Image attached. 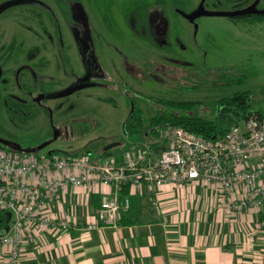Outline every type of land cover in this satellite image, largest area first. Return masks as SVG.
<instances>
[{"label":"rangeland","instance_id":"374dc122","mask_svg":"<svg viewBox=\"0 0 264 264\" xmlns=\"http://www.w3.org/2000/svg\"><path fill=\"white\" fill-rule=\"evenodd\" d=\"M256 2L264 10V0L56 1L78 16L57 19L42 6L40 33L36 21L16 16L21 7L9 9L0 16V143L12 142L10 149L28 157L71 152L98 159L107 150L119 156L132 144L160 139L165 126L148 134V119L166 110V101L196 102L195 115L216 120L217 101L244 92L248 111L264 116V17L201 16L193 23L181 14L201 6L234 13ZM80 3L89 4L95 25ZM38 41L54 59L35 80L22 67ZM91 49L101 61L95 85L60 96ZM128 82L138 85L146 120L136 134L124 129Z\"/></svg>","mask_w":264,"mask_h":264},{"label":"built area","instance_id":"2783aa9c","mask_svg":"<svg viewBox=\"0 0 264 264\" xmlns=\"http://www.w3.org/2000/svg\"><path fill=\"white\" fill-rule=\"evenodd\" d=\"M159 132L158 141L132 144L122 159L66 153L28 157L0 147V213L15 215L12 225L0 231V247L9 249L8 264H21L26 245L36 242L35 229L69 227L68 221L57 220L48 210L71 186L110 188L102 193L96 217L103 226L111 227H118L131 207L130 197L121 193L127 183L161 189L198 181L218 189L233 212L264 210L262 114L252 113L234 122L213 139L181 126H166ZM156 143L161 146L158 157L153 148Z\"/></svg>","mask_w":264,"mask_h":264},{"label":"crops","instance_id":"0c3cea01","mask_svg":"<svg viewBox=\"0 0 264 264\" xmlns=\"http://www.w3.org/2000/svg\"><path fill=\"white\" fill-rule=\"evenodd\" d=\"M109 189L64 191L48 213L69 227L35 229L36 242L26 245L20 263L264 264V210L233 212L218 189L198 181L161 189L127 183L121 193L130 209L118 227L103 226L96 214ZM6 215L8 228L15 215ZM8 252L0 247V264H8Z\"/></svg>","mask_w":264,"mask_h":264},{"label":"flooded vegetation","instance_id":"af4514ba","mask_svg":"<svg viewBox=\"0 0 264 264\" xmlns=\"http://www.w3.org/2000/svg\"><path fill=\"white\" fill-rule=\"evenodd\" d=\"M0 1H2V2H0V16L13 7H21L20 10L15 12L16 16L21 18V19H24V20L25 19L26 20L31 19V20L36 21L37 27L39 29L38 33H40L41 32L40 24H43L44 17L46 15L42 6L45 8H48L49 11L52 13V16H55L57 19L59 18V19L65 20V18H67V17L70 18L71 15L75 16V17L78 16V14L76 12V8H74L75 10L74 9L70 10V9H68V6L56 3V1H125V0H0ZM138 1H142V0H138ZM143 1H149V0H143ZM258 5H259L258 2H256V3H253L252 5H250L249 7L245 8V9H248V8H251L254 6L256 10L263 11V10L259 9ZM76 6L77 5H75V7ZM81 7L84 8L85 14L88 17L89 21L91 23H93V25H95V22H94L95 13L90 9L89 4L82 3ZM96 8L98 9V6H96ZM245 9H243V10H245ZM196 10H194V11H196ZM96 11H98V10H96ZM240 11H242V10H240ZM181 14H183L188 20H190L186 16V14H190V13H182L181 12ZM239 16H242V17L255 16L259 19H262L264 17V13H251V14H246V15H237L234 17H239ZM198 18H200V17H198ZM198 18H196L194 21H191V20L190 21L195 23ZM146 23L152 24L151 21L149 22V19ZM165 25L166 24L163 22L161 24H159L156 32H159L160 35H162V33L166 32ZM148 28H149V31L151 32V27L148 26ZM70 30L74 31V30H72V28H70ZM50 50H48V48L43 47L42 42L38 41L37 44L34 46V49L28 53V55L26 57V62L23 64V67H22L23 71H28V72L32 71L33 72V78L35 80L38 78V71L49 72L51 70L50 68L52 67V63H53L52 60L54 59V52L52 53V51H50ZM82 64L84 67L83 72L81 74L76 73L75 79L69 84V87L67 89H65L64 91H62L60 93V96H64L62 94L65 91H67L70 88L75 87V86L84 85V87H86V86H91V85L94 86L95 85V83L93 82L92 79L97 74L98 70L101 67V61L99 60L97 54L92 49L85 51V53L83 52ZM104 64L106 66H108L111 63L105 62ZM129 66H134V65L129 64ZM54 68H56V67H54ZM130 68L134 69L135 67H130ZM163 68H164V66H162L159 69H163ZM2 73H3V70H2V66L0 64V78L2 76ZM87 76L89 77V79L85 81L84 78ZM16 87H17L16 89H22L23 82L16 81ZM124 89H125L124 91H126V97H127V101H128L127 103L129 105V107L127 109V112H128L127 121H128L136 113L142 114L141 113V109H142L141 102L138 101V99L141 98V96H140L141 94L138 90V85L136 82L125 83ZM7 91H8V87L4 86L3 91H2V92H4L3 94H6ZM44 97L45 96H42L41 99ZM124 127H125V125H124ZM10 146L13 147L14 143H12V142L0 143L1 148L7 149L6 147H9V149H10ZM11 150H13V149H11Z\"/></svg>","mask_w":264,"mask_h":264},{"label":"trees","instance_id":"16d2710c","mask_svg":"<svg viewBox=\"0 0 264 264\" xmlns=\"http://www.w3.org/2000/svg\"><path fill=\"white\" fill-rule=\"evenodd\" d=\"M249 96L250 94L248 92H244L236 93L233 96L223 97L216 103L217 110L219 113L221 111H225L226 113L231 115L234 118V122L245 119L250 114H252V112L248 111ZM164 104L167 106L166 110H163L148 119L150 128L148 134H152L155 131H158V128L163 126H181L189 129L192 133L207 139H213L221 135L222 130L219 126L218 118L216 120H212L195 115V109L197 105L196 102L169 100ZM145 121L146 120L142 114L136 113L125 123V132L130 134L141 132ZM153 148L156 157H158L159 151L161 149L160 144H154ZM65 153L73 154L71 152ZM111 156V150H107L99 157L107 160ZM7 226L8 217L6 215V212H2L0 213V231L7 228Z\"/></svg>","mask_w":264,"mask_h":264},{"label":"water","instance_id":"95a60500","mask_svg":"<svg viewBox=\"0 0 264 264\" xmlns=\"http://www.w3.org/2000/svg\"><path fill=\"white\" fill-rule=\"evenodd\" d=\"M251 13H264L263 11H258L255 9V7H251L242 11H237L234 13H227V12H213V11H207L204 9L203 6H201L200 8H198L196 11L190 13V14H186V16L191 20L194 21L196 18L201 17V16H237V15H246V14H251ZM89 77H85L84 80H88ZM84 85H79V86H75L70 88L69 90L65 91L62 95H68V94H72L73 92L83 88ZM219 126L222 130L221 134L225 131H228L233 125H234V118L229 115L228 113H226L225 111H221L219 113Z\"/></svg>","mask_w":264,"mask_h":264}]
</instances>
